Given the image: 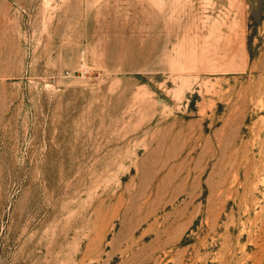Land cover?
I'll use <instances>...</instances> for the list:
<instances>
[{"label": "rangeland", "instance_id": "1", "mask_svg": "<svg viewBox=\"0 0 264 264\" xmlns=\"http://www.w3.org/2000/svg\"><path fill=\"white\" fill-rule=\"evenodd\" d=\"M0 264H264V0H0Z\"/></svg>", "mask_w": 264, "mask_h": 264}]
</instances>
